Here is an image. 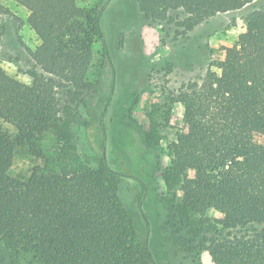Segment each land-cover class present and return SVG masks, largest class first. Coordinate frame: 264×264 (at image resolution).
<instances>
[{"label":"trees","instance_id":"16d2710c","mask_svg":"<svg viewBox=\"0 0 264 264\" xmlns=\"http://www.w3.org/2000/svg\"><path fill=\"white\" fill-rule=\"evenodd\" d=\"M11 1L27 11L39 41L30 56L40 72H31L25 84L0 67V120L14 130L0 127V243L30 252L39 264H154L119 195L121 177L132 179L139 186L133 200L148 220L141 165L125 175L102 156L95 168H69L59 159L56 170L35 166L26 179L9 174L18 147L41 158L46 133L67 139L65 115L90 89L86 76L96 42L109 59L102 8H82L77 0ZM135 2L148 22L172 23L168 14L182 11L177 26L189 31L250 0ZM169 103L183 111L162 173L169 193L160 199L163 228L186 229L188 237L176 244L192 264H204L201 252L210 264H264V8L249 12L236 42L199 81L171 93ZM144 138L148 145L159 140L152 128ZM210 210L219 217H207Z\"/></svg>","mask_w":264,"mask_h":264},{"label":"rangeland","instance_id":"374dc122","mask_svg":"<svg viewBox=\"0 0 264 264\" xmlns=\"http://www.w3.org/2000/svg\"><path fill=\"white\" fill-rule=\"evenodd\" d=\"M77 4L86 9L102 8L100 25L109 59L102 42H96L86 76L90 89L65 115L67 139L46 133L40 142L41 158L31 155L27 146L18 147L9 174L26 179L35 166L58 169L59 159L69 168L77 164L95 168L102 156L112 169L125 175H134L135 166L141 165L146 169L148 187L142 204L147 221L133 200L132 193L139 186L126 176L119 183L121 202L132 218L137 238H146L154 264H192L190 254L176 244L179 237H188L186 229L175 233L163 228L160 199H167L169 193L162 173L169 165L167 147L181 126L183 111L178 104L170 105L169 97L182 84L204 76L222 57L223 49L236 42L248 13L264 8V0H250L237 11L215 14L189 31L177 26L185 16L182 11L168 14L172 23H156L144 20L135 0H77ZM1 6L0 67L10 77L29 84V74L40 72L30 56L39 41L23 7L11 0H1ZM211 70L217 71L215 66ZM0 127L14 132L1 120ZM151 128L159 140L148 145L144 133ZM207 217L217 219L219 215L210 210ZM199 258L210 264L206 252ZM0 264L39 263L30 252L0 243Z\"/></svg>","mask_w":264,"mask_h":264}]
</instances>
